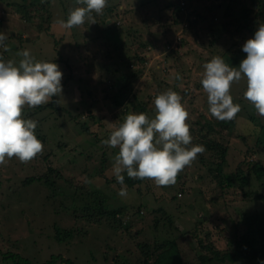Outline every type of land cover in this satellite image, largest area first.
<instances>
[{
  "label": "rangeland",
  "instance_id": "374dc122",
  "mask_svg": "<svg viewBox=\"0 0 264 264\" xmlns=\"http://www.w3.org/2000/svg\"><path fill=\"white\" fill-rule=\"evenodd\" d=\"M48 1L50 19L38 16L43 2L34 0L29 11L36 16L25 22L17 9L21 0H0V32L8 36V50L0 48L5 62L18 66L17 52L27 50L37 61L58 64L63 73L60 97L22 110V118L38 122L42 153L27 163L6 157L0 164V264H12L4 258L11 253L30 264L51 256L74 264H142L137 245L153 250L165 242L178 248L182 264H201L205 247L227 251L237 240L240 250L248 248L251 236L241 242L248 233L244 221L264 210L259 202L264 184L249 172L252 161L264 167V117L244 99L247 81L241 79L230 88L241 111L232 128H224L227 121L210 115L200 80L203 64L215 56L239 67L246 58L243 44L264 21V0H108L116 15L92 14L95 23L86 18L70 30L57 22L84 5ZM243 15L247 21H238L237 29L235 19ZM102 20L110 27L119 22L112 27L119 37L102 33ZM103 37L107 47L101 46ZM169 89L182 97L192 144L205 151L178 174L175 185L145 179L122 197L112 172L119 149L102 141L130 113L154 118L155 96ZM205 119L214 124V133ZM258 137L263 141L256 145ZM217 146L228 149L227 163H220ZM216 163L223 165L218 177ZM238 169L245 184L235 177ZM39 177L41 182L25 184ZM101 197L111 210H121L119 222L84 215V204ZM57 231L72 237L59 242ZM249 234L256 238L253 230Z\"/></svg>",
  "mask_w": 264,
  "mask_h": 264
},
{
  "label": "clouds",
  "instance_id": "9594fccd",
  "mask_svg": "<svg viewBox=\"0 0 264 264\" xmlns=\"http://www.w3.org/2000/svg\"><path fill=\"white\" fill-rule=\"evenodd\" d=\"M78 5L65 20L57 23L70 30L81 26L92 13L102 15L108 0H76ZM93 23H95L93 19ZM6 33L0 32V48L8 50ZM246 58L239 67H232L219 56L203 64L200 83L207 94L208 111L219 121H231L241 111L233 102L230 88L234 82L246 79L244 99L250 102L257 114L264 117V21L258 23L251 39L241 49ZM22 57L18 66L14 61L5 62L0 56V164L6 157L17 158L21 163L31 161L43 151V143L35 135L38 122L22 118L24 106L36 108L49 103L63 92V73L54 62L37 61L29 51L16 54ZM181 79L179 75L176 77ZM154 118L146 113H130L102 144L118 148L112 172L126 196L124 173L128 178L151 180L157 186L175 185L178 174L203 154V145H193L188 112L182 97L169 89L155 96ZM191 145V146H190ZM264 264V262H262Z\"/></svg>",
  "mask_w": 264,
  "mask_h": 264
},
{
  "label": "trees",
  "instance_id": "16d2710c",
  "mask_svg": "<svg viewBox=\"0 0 264 264\" xmlns=\"http://www.w3.org/2000/svg\"><path fill=\"white\" fill-rule=\"evenodd\" d=\"M25 1L26 0H21L17 9L19 12L18 14L22 17V19L25 20V22H28V21H31L32 18L36 16V13H34V15H33V13H31L29 11V9L34 6L32 4V2L34 0L30 1L29 4H26ZM40 1L43 2V4L40 6L42 8V12L38 16L42 17L44 15H47L46 18L50 19L51 13L47 8L49 6V1L48 0H40ZM37 4H36V6H38ZM114 13H115V6L108 5L104 9L101 17L102 18L112 17L113 15H116ZM92 14L96 15L95 13H92ZM227 14L230 15V12H228ZM106 19H108V18H106ZM240 20L242 22H246L247 18L245 17V15H243L242 17L235 19V21H236L235 24H236L237 29L241 25V23H240V25L238 23V21H240ZM102 23L105 26V29L101 30L102 33L106 34L107 32H111L112 36H114V34H116L117 37H119L120 33H114V29L112 28V27L117 28L119 25V22H117L118 24L112 23V27H110L109 25H106V22L103 20H102ZM229 23L231 24L232 22L230 21ZM191 24L194 25V22H192ZM222 26H224V25H222ZM243 28L246 31L247 30H251V31L253 30L251 25H244ZM116 30L120 31V29H116ZM222 31H227V29L224 28V29H222ZM103 39L106 41V43H101V46L107 47V45L109 44V40L107 38H104V37H103ZM107 53L109 54L110 52H107ZM230 61H232V60H230ZM124 92H125V90H124ZM140 111L142 112L143 109L141 108ZM204 122L206 123V126L209 127V129H210L209 133H211V134L214 133V131H213L214 124L212 122L207 121L206 119ZM232 125H233L232 121H227L226 124L223 125V127L229 129V128H232ZM263 140L258 137L256 139V145L261 144ZM217 148L219 149L218 150V156H219L220 163H223V162L227 163L226 157L228 156V149L226 148V149L221 150L220 146H217ZM252 162H253L252 168L249 170L250 174H252L255 177V180L257 182L264 184V167L261 164H259L258 162H254V161H252ZM214 166L216 168L213 172L216 171L215 176L218 177L219 174L222 172L221 170H222L223 165L216 163V164H214ZM240 172L241 171L239 169L236 171V173H235L236 179L238 176L241 177L239 175ZM41 180L42 179L40 177L39 178H30V179L25 180V184L29 185V184H32L33 182H41ZM142 181L143 180L128 178L127 174L124 175V184L126 185V190L136 189L138 187V185H140L142 183ZM241 182L244 184L246 183L243 178L241 179ZM223 183H224L223 181L220 182V184H223ZM114 184L117 185L116 188H118V189L121 188V184H119L117 182V180L115 181ZM100 200L101 201H99V200L92 201L91 200L90 202L84 204V211H85L84 215L87 217H92V219L90 221H93L95 219L101 220V219L106 218L107 220L116 221V223H117V221L119 222V217H121V215H122L121 210H111L110 206H108L106 204L105 199H103L101 197ZM259 202H262L263 207H264V196H259ZM258 212L259 211L256 210L251 216L246 218V220L244 221V225L246 226L248 233H246L247 235L246 234L243 235L241 242L244 245L245 238H247V236H251L252 241L251 240L246 241L248 248L244 247L243 250H240L237 246V240H234V242L232 243L233 247H229V250H227V251H221V250H218L215 248L213 249V248H211L212 246L205 247V249H204L205 253L202 255H199V257H198V260L200 261V263L201 264H212V263H216V264H251L252 261H254V260H262V261H259V264H262V262H264V210L260 211L259 214H258ZM124 229L127 230V227H124ZM251 230H253L256 238L252 237L253 236L252 234H249V232ZM57 234H58L57 241H59V242L65 241V239H71V237H72L70 231H68V232L67 231L66 232L57 231L56 235ZM137 246L140 249V254L142 256V259H141L142 264H182L179 250L173 243L165 242V243L157 244L153 250H150L148 248V245L145 243L142 245L139 244ZM4 258L6 261L12 262V264H30L25 258H22L21 256H19L17 254L11 253L8 256L5 255ZM57 261L60 263L62 262L64 264H74L69 259H64L61 256H51L48 261L41 263V264H56ZM112 262L117 263L118 260L114 259V261H112ZM123 264H125V263H123Z\"/></svg>",
  "mask_w": 264,
  "mask_h": 264
},
{
  "label": "water",
  "instance_id": "95a60500",
  "mask_svg": "<svg viewBox=\"0 0 264 264\" xmlns=\"http://www.w3.org/2000/svg\"><path fill=\"white\" fill-rule=\"evenodd\" d=\"M113 255V254H112Z\"/></svg>",
  "mask_w": 264,
  "mask_h": 264
}]
</instances>
